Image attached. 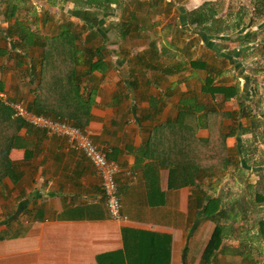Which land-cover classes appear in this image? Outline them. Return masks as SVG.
Here are the masks:
<instances>
[{"label": "crops", "instance_id": "obj_1", "mask_svg": "<svg viewBox=\"0 0 264 264\" xmlns=\"http://www.w3.org/2000/svg\"><path fill=\"white\" fill-rule=\"evenodd\" d=\"M77 1L0 0V89L13 100L32 101L28 67L34 63L38 70L43 54L32 40L73 27L82 44L79 94L88 116L83 129L121 168L117 184L125 219L109 217L98 174L82 154L68 150L64 139L25 125L19 146L9 152L14 169L0 181V264H201L209 238L202 244L195 234L202 226L193 188L170 171L181 157L162 128L189 94L200 102L188 77L200 73L188 68L186 58L182 63L171 57V47L143 44L139 28L123 35L139 11H81ZM145 2L148 7L151 0ZM97 48L102 63L90 74L85 54ZM203 79L195 81L200 85ZM195 136L205 138L207 130L200 127Z\"/></svg>", "mask_w": 264, "mask_h": 264}, {"label": "rangeland", "instance_id": "obj_2", "mask_svg": "<svg viewBox=\"0 0 264 264\" xmlns=\"http://www.w3.org/2000/svg\"><path fill=\"white\" fill-rule=\"evenodd\" d=\"M138 1L116 0L115 3L114 0H106L105 4L109 9L118 6L126 8L125 11L118 8L126 16L139 11L135 27L140 30L138 35L143 36L139 38L143 44L155 42L158 46L171 47V57L177 55L185 63L183 48L187 42L192 43L195 59L219 69L217 85L221 83L238 88V99L233 97L224 105L218 100L219 109L227 114L222 121L224 132L238 133L225 140L239 152L232 159L233 163L237 160L238 165L232 164L222 174L206 179L207 194L219 198L229 215L226 219H218L225 230L222 245L229 250L240 246L244 254L249 253L256 264H264V236L258 231V222L264 220V202L256 200L257 195H263L264 185V0H163L160 9L165 10V14L157 17L149 12V5L146 7L147 0ZM76 3L81 11L92 7L87 0ZM193 12L203 17L206 26L204 31L190 27L189 16ZM177 28L186 34L172 46L168 42L174 39ZM111 29L115 30L116 27L111 25ZM132 35L135 36L134 33ZM133 39L139 43L137 37ZM177 49L183 53L179 54ZM214 54L223 60L214 58ZM198 73L195 77L202 80L205 74L202 71ZM188 77L192 79L190 84L197 87L198 101H209V97L199 91L200 85L195 81L196 78L191 74ZM216 96L222 100L220 95ZM238 109H244L246 117L238 121V126H234V119L231 120L228 113L237 112ZM199 226H202V231L195 234L200 235V241L204 244L210 238L215 224L202 217ZM190 250L189 247L188 252ZM188 252L187 257L190 258ZM224 261L219 256L216 264H224ZM188 264L194 263L188 259ZM230 264H235V261Z\"/></svg>", "mask_w": 264, "mask_h": 264}, {"label": "trees", "instance_id": "obj_3", "mask_svg": "<svg viewBox=\"0 0 264 264\" xmlns=\"http://www.w3.org/2000/svg\"><path fill=\"white\" fill-rule=\"evenodd\" d=\"M105 1L87 0V3L92 5L93 8H102L100 6L105 8ZM162 2L163 0H153V3L149 4V12L153 15L164 13L165 10L160 9V7H163ZM204 24L202 16L196 15L195 12L190 14V27H197L199 30L204 31L206 27ZM136 29L135 26L126 24L124 25L123 35H129L131 31L136 32ZM183 34H186V32L182 31L181 28H177L174 39L169 40V44L174 46L177 42H180ZM31 43L40 46L43 49V54L40 56L38 70H36L34 63H30L31 67H28L30 92L34 96L32 101L25 104L27 109L35 114L68 120L74 126L83 128L88 116L80 106L83 104V96L79 94L81 75L78 71L80 62L78 49L82 45L79 41V34L69 25L55 37H48L40 42L32 40ZM188 43L183 48L189 65L188 68L197 72L202 71L205 74L199 90L210 97L220 95L222 105H224V102L233 99V97L238 99V88L221 83L217 85V77L220 74L219 69L210 66L208 62L195 59L193 45ZM153 45L150 43V48ZM214 55V58L223 60L217 54ZM85 57L86 63L90 66V71L87 73L92 74L101 66V52L98 48L93 52L87 50ZM49 75L51 80L48 78ZM71 94H73V99ZM193 95L194 93L189 94L190 99L184 107L178 110L177 117L172 121H168L162 128H167L171 133L172 139L169 143L172 152L176 154V157H181V161H176L170 171H172V174H181L186 185L193 188L195 202H192V204L198 212V216L195 215L198 221L201 223L203 217L215 224L201 254L200 262L201 264H216L220 256L223 260L225 259L224 264H230L231 261H235V264H256L249 253L244 254L242 247L231 248V250H234L230 252L231 250L228 247L222 245L225 230L218 223V219H226L229 215L223 209L219 198L209 197L207 194L206 179H212L213 176L222 174L225 168L230 167L232 164L238 165L237 160L234 163L232 162L233 155L238 156V151L228 148L225 141L228 137L238 133L224 132L222 121L224 120L223 116L227 114L219 109L218 103L215 104L209 101L197 103L195 102L196 97ZM89 96V93L85 95L86 104ZM228 115L231 120L234 119V126H238V121L246 117V111L238 109L237 112L232 111ZM24 126L23 121L13 119L9 109L0 104V181L14 169V164L9 159V152L11 148L19 146L18 133ZM200 127L207 130V137L199 139L195 136L196 130ZM228 129H230L229 126ZM256 200L264 202V185L263 195H257ZM258 228L259 233L264 236V220L258 222Z\"/></svg>", "mask_w": 264, "mask_h": 264}, {"label": "built area", "instance_id": "obj_4", "mask_svg": "<svg viewBox=\"0 0 264 264\" xmlns=\"http://www.w3.org/2000/svg\"><path fill=\"white\" fill-rule=\"evenodd\" d=\"M0 104L9 109L13 119H19L30 128L42 130L47 136H56L66 141L70 151L78 152L95 169L101 183L105 206L113 220H124L121 214V199L117 184L120 166L108 158V152L99 148L90 138V133L65 119H54L29 111L23 101L11 99L0 89Z\"/></svg>", "mask_w": 264, "mask_h": 264}]
</instances>
